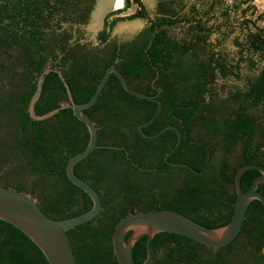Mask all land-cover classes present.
<instances>
[{
	"label": "trees",
	"instance_id": "obj_1",
	"mask_svg": "<svg viewBox=\"0 0 264 264\" xmlns=\"http://www.w3.org/2000/svg\"><path fill=\"white\" fill-rule=\"evenodd\" d=\"M255 1L241 0L246 5L241 13L246 36L244 42H234L241 50L235 61L209 44L213 26L205 18L216 3L223 8L224 17L242 6L233 3L228 7L224 0L211 3L201 18L183 19L178 0L160 2L159 16L141 33L136 45L129 43L130 50L111 44L99 58H80L74 50L65 58H20V88L24 89L17 113L20 117L11 124L12 140L5 142L11 151L19 144L20 184L15 190L30 195L52 219L71 218L93 207L90 197L66 174L69 160L87 148L90 134L70 108L43 121L31 118L29 105L45 70L60 71L75 103L83 104L94 96L108 68L115 66L131 89L162 103L160 114L144 133L155 135L174 125L182 135L180 146L168 161L188 167L172 168L165 157L176 146L178 133L169 129L156 139L145 138L139 126L152 119L159 105L129 94L119 78L111 75L95 105L85 110L98 128V148L74 168L102 200V210L95 219L68 232L78 264H119L113 248L114 232L118 223L133 213L174 210L208 229L230 223L237 200V171L250 164L264 166V13L258 12ZM39 3L0 0V13H7L5 8L14 5L22 8V22H37L36 17L48 21L51 12L49 18L43 14L50 5ZM45 6L46 10L38 11ZM87 8L90 14L93 0ZM146 18L143 0H125L122 9L108 15L99 38L106 44L117 23ZM181 22L189 26L180 37L172 31ZM243 51L248 55H242ZM243 63L250 68L249 74L243 75ZM219 79H235L242 85L225 91L219 88ZM64 104H70L66 87L56 72H50L44 77L35 114L44 116ZM6 108L0 107L3 117ZM26 174L28 181H24ZM259 175L254 170L243 174L244 192ZM258 191L264 195V184ZM172 236L179 237L160 233L153 239V259L158 257V239ZM212 251H216L215 264H264L262 203L252 201L237 238ZM147 254V237H143L134 247L136 264H143ZM186 259L201 262L192 254ZM0 264L49 263L23 232L0 220Z\"/></svg>",
	"mask_w": 264,
	"mask_h": 264
},
{
	"label": "water",
	"instance_id": "obj_2",
	"mask_svg": "<svg viewBox=\"0 0 264 264\" xmlns=\"http://www.w3.org/2000/svg\"><path fill=\"white\" fill-rule=\"evenodd\" d=\"M113 8L114 7H109L103 12L105 13L108 11L107 14H109L114 11ZM104 13L102 15H104ZM50 72H56L60 76L66 87L70 104L61 105L59 108L44 116H37L35 114V105L42 92L44 77ZM112 74L119 78L123 88L129 94L159 105L152 119L139 126V131L145 138L156 139L169 129L178 132V142L174 149L166 156V161L180 146L182 141V135L176 127H167L158 134L151 136L144 133L143 129L153 124L160 114L162 103L155 97L147 96L131 89L122 73L115 66L108 68L94 96L89 102L83 104L75 103L70 87L60 71L54 69L45 70L38 80L37 90L29 105V114L32 119L43 121L54 116L61 110L70 108L73 110L75 117L86 125L90 134L89 144L85 150L69 160L66 166V174L75 186L83 190L90 197L93 202V207L91 210L81 215L55 220L48 217L42 211L36 200L30 195L15 189L0 187V220L13 225L23 232L42 251L49 264H78L68 232L80 225L92 221L102 210V200L99 193L88 182L78 177L74 172V168L98 148V128L85 113V110L95 105ZM208 160L209 154L207 162ZM179 165L188 167L186 164ZM192 170L197 172L194 169ZM250 170L257 171L260 175L255 179L251 188L247 192H244L241 185V178L245 172ZM261 184H264V166L250 164L241 167L237 171L235 175L237 200L234 213L230 223L218 229L203 227L188 216L169 209L128 215L118 223L113 236V248L118 263L136 264L134 247L141 238L147 237L148 254L143 264H149L152 260L151 243L160 233L185 236L213 249H220L228 246L240 234L250 203L254 200H258L264 207V195L258 191ZM130 232L131 235L127 238Z\"/></svg>",
	"mask_w": 264,
	"mask_h": 264
},
{
	"label": "flooded vegetation",
	"instance_id": "obj_3",
	"mask_svg": "<svg viewBox=\"0 0 264 264\" xmlns=\"http://www.w3.org/2000/svg\"><path fill=\"white\" fill-rule=\"evenodd\" d=\"M20 1L24 4L28 0H12L13 4L20 3ZM38 1L41 2L39 5H50L49 10L44 11L43 14L45 18H49L47 17L48 12H51L48 21H42L41 18L36 17L37 22H22L23 18L20 17L22 8H15L14 5L5 8L7 13H0L3 18V21L0 22V107L7 105L4 117L0 112V187L11 189H17L20 184V170L15 172L11 169L14 158L20 160V151L19 144H17V150L9 149L10 147L5 141L9 143L10 141L6 138V134H4L6 132L3 129L12 128V122L18 121L20 117L17 113L20 110V101L23 99L24 93V89L20 88V71H23V66L20 69V58H65L67 55L69 57L73 55L71 54L72 50H74V55L80 58H99L103 57L106 46L111 44H117L119 47L125 45L126 49L130 50L129 43L136 45L142 33L129 41L103 43L99 36L105 29L109 13L103 19L101 18L103 30L97 34L98 46L90 47L86 42H83L81 29L91 19L97 0H93V9L90 14L87 13V7L92 4V0ZM37 9L38 11L46 10V6ZM86 20L88 21L85 22ZM100 25L101 23L98 26L100 27ZM65 26L68 28H64ZM98 26L96 29L99 28ZM35 29L40 32L35 33ZM166 162L172 168L183 166L179 165L182 163L178 161L169 162L167 160ZM170 239L167 237L158 239V257L153 259L152 254L149 264H155L156 260L160 261L158 264H177L176 261H180V264H198L186 261L187 255L191 254L197 259H201L199 264H215L216 251L211 252V250L217 249L207 247L197 241H190L181 235Z\"/></svg>",
	"mask_w": 264,
	"mask_h": 264
},
{
	"label": "rangeland",
	"instance_id": "obj_4",
	"mask_svg": "<svg viewBox=\"0 0 264 264\" xmlns=\"http://www.w3.org/2000/svg\"><path fill=\"white\" fill-rule=\"evenodd\" d=\"M104 1V0H103ZM148 11V18L146 19H137L133 21H123L116 24L114 27L109 42L117 41H129L136 38L141 32H143L151 23V21L155 20L159 16V4L164 0H143ZM179 4L181 3V8H177L179 10V16L181 19L185 18V16L193 17L197 16L201 18L206 11L209 10V6L211 3L216 2L217 0H178ZM226 1V5L232 6L233 3L241 4V0H224ZM102 0H97L95 9L92 13V17L89 20L88 24L82 27L83 33V42H86L90 47H97L99 41L97 39L98 32L103 30L102 20L108 11L104 13L102 17L95 19V15L98 11L99 5H101ZM125 0H118V4L114 5L113 10L122 9L124 7ZM216 7L214 11L210 12L205 19L209 20V26H213V33L210 36L209 44L210 48L215 51H220L227 55L232 60H239L241 55V50L239 47L235 45V40L238 39L240 42H244L246 36V27L244 25V18L242 17L241 13L246 5H242L240 9H236L230 12L229 17H224L222 15L223 8L221 7L220 3H216ZM258 8V7H257ZM112 10V11H113ZM260 13V11L258 10ZM258 12L255 16H257ZM132 13V10L128 11L127 14ZM101 20V21H100ZM97 21V22H95ZM101 23L100 27L98 26ZM262 24V23H260ZM99 27L96 29V27ZM189 23L181 22L179 23L174 29L173 33L177 36H182V34L187 30ZM64 28H68L65 26ZM244 56L248 55L247 51H243ZM257 60V57L253 58ZM242 72L243 75L250 73V68L247 66L246 63L242 65ZM219 88H224L225 91L231 89L235 86H241L242 83L238 82L235 79L229 80H218ZM7 139L9 141L12 140V128H6ZM11 169L15 172L20 170V160L15 159L11 163ZM29 180V175L26 174L24 181Z\"/></svg>",
	"mask_w": 264,
	"mask_h": 264
},
{
	"label": "bare ground",
	"instance_id": "obj_5",
	"mask_svg": "<svg viewBox=\"0 0 264 264\" xmlns=\"http://www.w3.org/2000/svg\"><path fill=\"white\" fill-rule=\"evenodd\" d=\"M102 4L101 5H99V7L100 8H98V11H97V13H96V15H95V19L98 21V19L100 18V17H102L103 15V11L105 10V9H107V8H109V7H113L114 5H117L118 4V0H102V2H101ZM97 21H95V22H97Z\"/></svg>",
	"mask_w": 264,
	"mask_h": 264
},
{
	"label": "crops",
	"instance_id": "obj_6",
	"mask_svg": "<svg viewBox=\"0 0 264 264\" xmlns=\"http://www.w3.org/2000/svg\"><path fill=\"white\" fill-rule=\"evenodd\" d=\"M255 5L258 7L260 13H264V0H256Z\"/></svg>",
	"mask_w": 264,
	"mask_h": 264
}]
</instances>
